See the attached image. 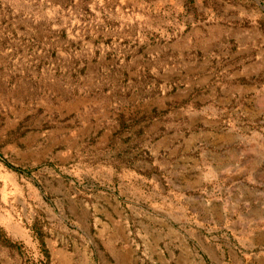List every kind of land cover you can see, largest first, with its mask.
<instances>
[{
    "label": "rangeland",
    "instance_id": "rangeland-1",
    "mask_svg": "<svg viewBox=\"0 0 264 264\" xmlns=\"http://www.w3.org/2000/svg\"><path fill=\"white\" fill-rule=\"evenodd\" d=\"M210 43L237 155L184 190L167 151L151 154L163 129L130 132L123 106L183 92L199 67L179 50ZM259 160L264 0H0V264H264Z\"/></svg>",
    "mask_w": 264,
    "mask_h": 264
},
{
    "label": "crops",
    "instance_id": "crops-1",
    "mask_svg": "<svg viewBox=\"0 0 264 264\" xmlns=\"http://www.w3.org/2000/svg\"><path fill=\"white\" fill-rule=\"evenodd\" d=\"M187 41L194 45L199 40L196 39L193 42L192 35L188 34ZM211 45L210 43L207 48L201 49L193 46L191 50L190 48L179 50L182 61L188 65L187 69L192 70L199 67V76H197L199 80L196 78L193 81H185L182 86L183 92L178 93L180 88H177L167 95L149 98L133 97L132 100L125 101V106H123L127 113L132 117L135 116L130 132L141 130L144 138V133L146 137L155 133L153 130L156 128L158 131L163 129L164 132L156 139L159 143L156 147L153 145L151 148V154L155 155L159 149L167 151V156L173 158L172 167L179 169L176 174L185 181V185L181 186L184 190L195 186H199V190H203L207 180L230 173L231 160L233 161L237 155L234 133L222 132L218 129L219 119L223 113L220 106L225 104L229 106V103L235 101V94L231 92L227 93L225 98L221 97V93L227 92V87H221L219 82L215 81L216 74L213 63L217 56L214 54L215 46ZM170 50L175 51L173 46ZM189 50L190 54H200L199 59L193 57L187 58L188 60L184 59V56L189 54ZM209 68L210 71L205 75L204 73ZM192 73L187 71L186 75H192ZM173 75L183 77L177 73L171 74V76ZM187 104L188 106L185 108ZM147 124L155 126V129L145 128ZM119 129L120 127L117 125L116 130L109 131L107 129L104 133L111 135L112 132ZM66 131L69 138H74L78 133L76 129L68 128ZM124 134L126 133L124 132ZM65 143H67L65 148L67 153L71 154L74 151L72 144L69 141ZM249 150L252 151V148ZM258 163H264V160H259ZM244 171L246 173L244 175H248V181H245V187H248L247 183L256 180V172L247 170V167ZM253 190L255 189L249 187L247 191L250 198L253 196ZM247 222L251 225L250 221Z\"/></svg>",
    "mask_w": 264,
    "mask_h": 264
}]
</instances>
